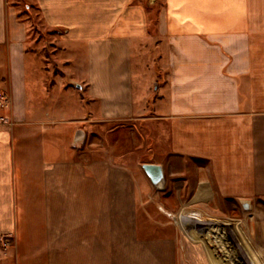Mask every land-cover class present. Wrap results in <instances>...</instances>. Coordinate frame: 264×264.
<instances>
[{
	"label": "crops",
	"instance_id": "0c3cea01",
	"mask_svg": "<svg viewBox=\"0 0 264 264\" xmlns=\"http://www.w3.org/2000/svg\"><path fill=\"white\" fill-rule=\"evenodd\" d=\"M0 90V264H209L176 215L264 211V0H0Z\"/></svg>",
	"mask_w": 264,
	"mask_h": 264
},
{
	"label": "rangeland",
	"instance_id": "374dc122",
	"mask_svg": "<svg viewBox=\"0 0 264 264\" xmlns=\"http://www.w3.org/2000/svg\"><path fill=\"white\" fill-rule=\"evenodd\" d=\"M21 15L29 23L30 41L36 43L43 59H48L45 63L51 65L55 47L49 31L42 27L38 9L24 5ZM140 173H143L142 169ZM173 194L172 190L167 192L170 198ZM215 206L194 211L200 217L199 223L187 215H176L175 222L188 225L180 228L186 236L205 241L210 254L209 264H239V260L243 264H264V211L260 208L247 212L245 208L233 205L228 212L223 206Z\"/></svg>",
	"mask_w": 264,
	"mask_h": 264
},
{
	"label": "water",
	"instance_id": "95a60500",
	"mask_svg": "<svg viewBox=\"0 0 264 264\" xmlns=\"http://www.w3.org/2000/svg\"><path fill=\"white\" fill-rule=\"evenodd\" d=\"M143 170L145 171L153 185L159 186L163 183L164 172L161 166L146 164L143 165ZM245 208H248L247 205H245Z\"/></svg>",
	"mask_w": 264,
	"mask_h": 264
},
{
	"label": "built area",
	"instance_id": "2783aa9c",
	"mask_svg": "<svg viewBox=\"0 0 264 264\" xmlns=\"http://www.w3.org/2000/svg\"><path fill=\"white\" fill-rule=\"evenodd\" d=\"M9 105H11V97L8 93L3 90H0V111L4 109H8Z\"/></svg>",
	"mask_w": 264,
	"mask_h": 264
},
{
	"label": "bare ground",
	"instance_id": "6f19581e",
	"mask_svg": "<svg viewBox=\"0 0 264 264\" xmlns=\"http://www.w3.org/2000/svg\"><path fill=\"white\" fill-rule=\"evenodd\" d=\"M188 214V213H187ZM187 217H191V219H193V220H195V221H198V223H199V219H200V217L198 216V215H196V214H193V215H191V216H187ZM174 218V217H173ZM176 220V219H175ZM197 224V223H196ZM240 261V260H239ZM242 261V260H241ZM240 261V263L242 264V262Z\"/></svg>",
	"mask_w": 264,
	"mask_h": 264
}]
</instances>
